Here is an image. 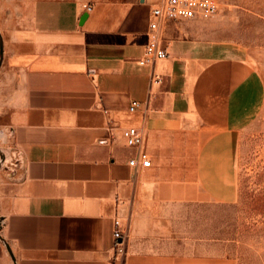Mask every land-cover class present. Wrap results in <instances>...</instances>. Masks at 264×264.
<instances>
[{
	"label": "crops",
	"instance_id": "1",
	"mask_svg": "<svg viewBox=\"0 0 264 264\" xmlns=\"http://www.w3.org/2000/svg\"><path fill=\"white\" fill-rule=\"evenodd\" d=\"M150 13L143 0H0V135L21 153L12 178L0 172V264H230L174 250L169 208L238 200L264 79L184 21H161L169 56L140 64ZM141 151L152 165L130 166Z\"/></svg>",
	"mask_w": 264,
	"mask_h": 264
},
{
	"label": "rangeland",
	"instance_id": "2",
	"mask_svg": "<svg viewBox=\"0 0 264 264\" xmlns=\"http://www.w3.org/2000/svg\"><path fill=\"white\" fill-rule=\"evenodd\" d=\"M184 23L187 36L242 51L264 79V0H221L212 17ZM11 146L6 136L0 135V147L8 160L0 163V172L6 179L17 169H12L16 155ZM238 178L235 203L203 200L169 208L174 250L217 254L228 258L230 264H264V106L241 135Z\"/></svg>",
	"mask_w": 264,
	"mask_h": 264
},
{
	"label": "built area",
	"instance_id": "3",
	"mask_svg": "<svg viewBox=\"0 0 264 264\" xmlns=\"http://www.w3.org/2000/svg\"><path fill=\"white\" fill-rule=\"evenodd\" d=\"M151 5V19L148 30V42L145 46V54L139 59V63L144 65L146 63H154L155 61L165 59L169 56L168 51L162 45V36L160 32L161 21H186L194 19H207L215 15L221 5V0H143ZM91 10L92 7H87ZM138 101H132L130 110L133 111L139 106ZM124 137L127 145L131 147H141L144 142L142 132L136 127H129L124 131ZM9 147V146H8ZM4 148V147H3ZM14 150L11 153L16 155V160L13 163L15 166L12 169L19 168L21 164L20 150L14 145L11 146ZM7 160V154L0 147V163ZM130 166L132 167H150L152 160L146 152H139L138 155L130 159ZM16 167V168H15ZM17 170V169H16ZM114 238L116 258L122 255L125 251L124 240L126 238V229L122 221L116 217L114 220ZM7 249L10 247L5 241Z\"/></svg>",
	"mask_w": 264,
	"mask_h": 264
}]
</instances>
